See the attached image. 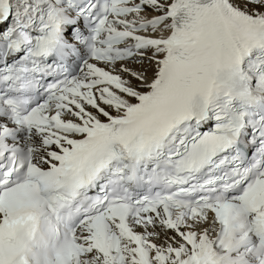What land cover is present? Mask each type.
Returning <instances> with one entry per match:
<instances>
[{
	"label": "snow or ice",
	"instance_id": "1",
	"mask_svg": "<svg viewBox=\"0 0 264 264\" xmlns=\"http://www.w3.org/2000/svg\"><path fill=\"white\" fill-rule=\"evenodd\" d=\"M0 264H264V0H0Z\"/></svg>",
	"mask_w": 264,
	"mask_h": 264
}]
</instances>
